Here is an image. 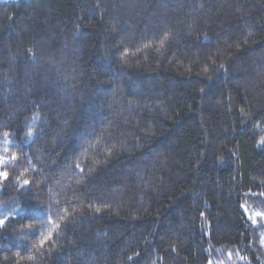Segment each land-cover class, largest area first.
Masks as SVG:
<instances>
[{
  "label": "trees",
  "instance_id": "obj_1",
  "mask_svg": "<svg viewBox=\"0 0 264 264\" xmlns=\"http://www.w3.org/2000/svg\"><path fill=\"white\" fill-rule=\"evenodd\" d=\"M0 159V264H264V0L0 3Z\"/></svg>",
  "mask_w": 264,
  "mask_h": 264
},
{
  "label": "snow or ice",
  "instance_id": "obj_2",
  "mask_svg": "<svg viewBox=\"0 0 264 264\" xmlns=\"http://www.w3.org/2000/svg\"><path fill=\"white\" fill-rule=\"evenodd\" d=\"M15 155H13L12 159H15ZM6 160L0 159V163H6ZM0 176H2L3 178H7V174L6 173H0ZM25 183H27V181H25ZM257 215H260V213H257ZM4 223V221L0 220V225H2ZM49 223H51V220L49 221Z\"/></svg>",
  "mask_w": 264,
  "mask_h": 264
},
{
  "label": "rangeland",
  "instance_id": "obj_3",
  "mask_svg": "<svg viewBox=\"0 0 264 264\" xmlns=\"http://www.w3.org/2000/svg\"><path fill=\"white\" fill-rule=\"evenodd\" d=\"M12 1H17V0H0V3H2V2H12ZM243 210H244L245 214L248 216V218H251V217H250V214H249V212H248V210L245 209V208H243ZM258 217H259V216H258ZM258 217H257V218H258ZM260 217H262V216H260Z\"/></svg>",
  "mask_w": 264,
  "mask_h": 264
}]
</instances>
